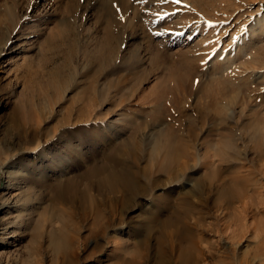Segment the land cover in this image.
Wrapping results in <instances>:
<instances>
[{"label": "rangeland", "instance_id": "374dc122", "mask_svg": "<svg viewBox=\"0 0 264 264\" xmlns=\"http://www.w3.org/2000/svg\"><path fill=\"white\" fill-rule=\"evenodd\" d=\"M17 1L19 14L31 18L35 31L8 54L7 29L0 22V150L10 149V158L29 185L27 191L39 189L42 194L11 239L3 230L7 215L2 200L15 190L4 188L7 173L0 154V264H264V0H195L200 13L187 15L190 20L179 46L165 45L161 38L159 45L130 60L119 59L133 46L131 40L117 47L97 22L102 0L41 1L51 14L47 26L38 30L37 9L27 12L29 0ZM70 4L77 6L73 14L64 9ZM5 7L1 1L0 20ZM198 16L205 24L197 30ZM259 20L261 35L242 42ZM135 31L142 43L146 33ZM154 35L152 31L149 36L158 39ZM204 37L212 51L208 48L203 57L194 58L202 51ZM216 51L225 52L228 61L223 66L222 61L213 62ZM160 75L163 88L154 83ZM135 126L166 148L152 154L149 148L135 147L132 163L127 150L134 146L131 137L136 136V142L139 137L131 133ZM41 148L47 160L44 154L35 157ZM110 148L137 172L134 182L146 186V178L157 181L148 192L113 205L117 210L110 214L113 223L106 238H83L94 234L89 204L52 202L44 186L53 178L48 167L60 156L65 165L60 177L77 176L99 163L101 153ZM237 158L257 167L258 184L239 189L225 216L216 219L212 200L217 184L234 171ZM184 160V175L207 185L206 204L196 191L188 201L183 199L190 186L169 178ZM89 192L96 195L95 190ZM112 196L97 195V208L105 202L109 209ZM175 208L185 212L180 224L190 228L181 234L189 245V253L180 256L184 261L175 250L178 234H159L158 221ZM69 213L66 234H75L71 227L76 226L79 236L57 250L48 231L62 225L61 217ZM35 227L41 235L32 241Z\"/></svg>", "mask_w": 264, "mask_h": 264}, {"label": "bare ground", "instance_id": "6f19581e", "mask_svg": "<svg viewBox=\"0 0 264 264\" xmlns=\"http://www.w3.org/2000/svg\"><path fill=\"white\" fill-rule=\"evenodd\" d=\"M1 1H3L6 6L4 9L5 11L4 17L2 20H0V22L3 23L7 29L4 37V44H5L4 47L6 50L9 51L8 54H11L16 52V50H18L21 47V46L19 47L18 41L20 40L27 41L28 38L31 37L29 34L35 31L34 30L35 28H31L32 22L30 23L31 18H28L29 17L28 15L26 16L27 17L26 18L24 17V15L19 14V9H18L19 3L17 0H10L9 3L6 0H0V2ZM41 1L44 0H29V2L26 3L27 12H31L33 9H37L39 13V17L38 16L36 17H38L40 27L39 26L36 27V30L42 29L43 26L45 25L47 26L46 22L49 20L50 18L49 16L51 14L50 9L44 6V3H41ZM102 1L103 2L101 3V5L98 6L99 13L97 15V22L106 29V34L114 39V43L115 45H117V47L121 48L122 47L121 41L122 44H124L125 42H127L126 39H129V41L131 40L130 43H133V46L128 49V53L126 55H120L119 60H126V59L130 60V59L140 58V56L138 57L139 52L148 51L150 46L159 45L161 38L163 39V41H165V45L172 47L179 46L182 36L181 33L183 32L182 30L186 25H188L186 23H188L190 20V18L187 17V15L190 14V12H194L196 13V15H199L200 13L198 12L197 8L194 7L195 0H102ZM76 7L77 6L70 4V5H66L64 9H66L65 11L73 14L76 11ZM216 17L213 18L212 20L217 19ZM67 19L69 20V18ZM68 20L66 19L62 20V23ZM204 20H207V18H205ZM197 21L199 23L197 27L198 30L199 28H202L203 24L205 23L202 22L200 16L197 17ZM208 22L212 23L214 21H211L210 19L208 20ZM62 23L59 21V26ZM213 25H215V23H213ZM262 25H263V21L259 20L254 22L251 25L250 28L251 30H249L245 34L244 38L242 39V42L247 43L248 41H251L253 39L252 35H255L254 38L260 36L262 33L260 30ZM209 28L210 27L205 28V30H207L206 32H210ZM50 29L52 30L51 27L49 28V31H51ZM68 29L70 30V28ZM136 29H140L141 32L146 33V35L143 37L142 43L136 40L139 37L137 33L138 31L137 32L135 31ZM152 31H154L156 35L154 36L158 39H152L149 36ZM122 35L124 41L121 39ZM201 36L203 37L205 36V34L203 35L202 32ZM204 39L205 37L202 38L200 41L201 42L200 45L203 42L202 51L201 52L198 51L195 54H193L194 58L198 57L197 55L203 57L205 53L206 54L208 53L209 49L212 51L210 44L208 42H204ZM245 49H249V46H247ZM213 58H214L213 62H216L217 60L222 61L221 62L222 66L224 65V61H228V59L225 58V52L223 51L214 52ZM83 68L85 67L82 66V69ZM85 71L88 72L86 69ZM154 83L155 85L158 84L159 88H163V85L165 83V80H163V75H160L159 77L156 76ZM107 123L108 124L105 125L106 127H104V129H108L109 122ZM141 132L142 131L139 126H135V128L131 132L132 134H136V135L139 133L137 142L133 140L135 139L136 136L131 137L132 140L131 144H134V146H131L127 150V152L130 155L129 156V158L131 159L130 161L132 163L135 162L134 161L135 147L140 146L141 149L143 150L145 148H149L152 154L155 153L159 147L166 148V145L161 146L155 143L153 136L150 139L149 134H147V132H145L144 134ZM10 152L11 151L9 148L2 151L0 150V154L4 155V161H5L4 167H6L5 172L7 173V179L4 182L5 184L4 188L7 189V192L10 190L11 191L15 190V192L11 193L10 198L8 199L3 198L2 200L3 201L2 206L5 207L4 212L7 215L6 217L3 218V223H2L4 225L3 230L5 232L7 231L8 234L10 233L9 237H11L12 239V233L16 232L18 228L17 224H19L23 219L25 220V218L23 217L25 216L27 210L29 209V206L31 205L34 207V205L36 204L35 200H38L42 193L41 190L39 189L37 191L34 190L32 194L27 191L29 185L26 182H24L25 177L22 176L20 172L17 170V162L13 161L10 158L11 156ZM40 154H44L43 160L48 159V156L45 154L43 148L40 149V151L35 155V157H37ZM101 156H103L102 160L100 159L99 163H92L84 173L82 172L77 176L75 175L67 176V177L64 176L65 177L64 179L63 177L60 176H62L65 172L64 170L61 169L65 165H64V161L61 160L62 157L59 156L57 157V159H54L53 164H51V166L48 167L49 171H51L52 173L53 178H50L49 181L44 182V186L49 188L48 192H50V194H48V196L52 202H68L70 204H75L77 206L82 205L85 202H88L89 204L88 206L91 210V213L93 214L91 225L92 228L94 229V234H85L83 235V238L85 237L88 238L91 236H94L95 239L103 238V237L106 238L107 228L111 225V223H113L112 222L113 216L111 215L112 217H110V214L115 215L117 210L116 207L113 205L119 203L123 205L125 203V200H133L134 197L138 195H142V193L144 192H148L155 185V182L157 181L155 180V178L151 180H149L150 177L146 178L144 182L146 186L144 185L141 186L138 182H134L135 181L134 177L137 175V172L131 170L129 165L126 164L124 160L118 158L114 153V149L113 150L111 149L106 154L101 153ZM235 161L236 163H235L234 171L227 177V180L226 181L220 180L217 184L218 188L216 191V197L212 200V206L216 211V213L214 214V217L216 219L225 216L229 204L232 202L235 195L239 193V189L241 190V188L245 187L246 185H252V184L256 185L258 184L259 181L258 178L259 171L257 167H255L253 164L244 163L242 159L237 158ZM176 165L177 167H175V169L169 173L170 175L169 178H171L172 180H176L177 182L181 180L186 185L190 186L189 190L183 193L182 198L188 201L189 195L193 194V192L196 191L201 196L203 203L206 204L207 199L204 194L206 193L207 185H205L204 182L193 180L191 179V177L184 175L183 170L186 168L185 160L182 163H178ZM37 167L38 165H36V168ZM43 172H46L45 168ZM81 183H83V187L80 186ZM131 187L135 189H132ZM91 189L96 191V195L90 194L89 190ZM105 192L107 193L110 192L112 193V195H114L111 197L112 199L109 200L110 207L109 209L108 208L106 209L104 202V207L97 208L98 206L95 204V198L97 197V195L103 197ZM117 192H120V194ZM128 192L130 193V195H127ZM92 205L95 206L93 207V209H92ZM104 213H106L107 215H105ZM182 214H185V212L178 211L177 208H175V210L172 209L168 215L166 214L165 217L160 218V221H158L159 222L158 224H160L159 234H173V235L178 234L180 242L178 243V246L174 243L173 244L176 245L175 247H177V249L175 250L176 253L178 252L177 255L179 254L178 256L180 259H181L180 256H184L189 253V245L186 242H184L185 238L181 234H188L190 232V228L188 224H183V225L180 224ZM242 214L243 216H246V213H242ZM70 215L71 213H69L68 216L66 217H61L60 221L62 222V225L56 226L52 230L48 231L50 237V244H52L53 247L57 250H63L64 248L67 247L69 241L71 242L70 244H72L73 239H76L79 236L78 234L79 228L76 226L71 227L75 234H70V236L66 234V226L64 224V221L70 219L71 217ZM24 226L25 228H28L27 224H24ZM37 227H35L33 233L30 234V240L32 241H36L37 237L41 235L36 230ZM167 228H171V229H167ZM89 232L92 233L93 230H89ZM168 237L169 236L167 235V238ZM68 239L70 240L68 241ZM165 241L167 242V240ZM167 248L161 249L159 252L165 253ZM168 250H171V248H169ZM182 260L183 259H181V261Z\"/></svg>", "mask_w": 264, "mask_h": 264}]
</instances>
